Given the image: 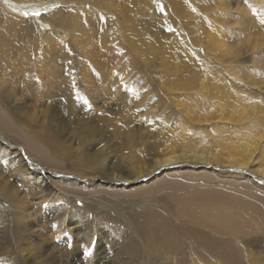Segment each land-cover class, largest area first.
Wrapping results in <instances>:
<instances>
[{
    "label": "bare ground",
    "instance_id": "bare-ground-1",
    "mask_svg": "<svg viewBox=\"0 0 264 264\" xmlns=\"http://www.w3.org/2000/svg\"><path fill=\"white\" fill-rule=\"evenodd\" d=\"M12 1L17 3V8L26 4L34 10L38 2L45 0ZM80 1L89 2V7L74 11L55 8L44 14L43 29L38 26L39 21L9 11L0 2V62L10 55L14 32L23 34L15 26L41 36L54 34L58 28H68L69 42H63L65 64H58L53 58L54 63L48 64L52 65L51 72L62 67L69 69L71 64L81 65L86 78L94 80L99 77L93 68L96 61L93 43L108 44L112 53L115 48L113 56L124 53L122 46H127L152 73L145 80L153 82L158 78L155 77L158 71L165 73V79L157 80L160 86L156 88L159 90L155 112L151 115H157V120L166 117L175 121L168 125L165 120L164 132L170 136L161 141L144 142L140 138L136 157L128 162L126 155L117 153L115 148L84 157L78 149L75 156L64 149L66 146L61 140L71 125L72 116L59 109L60 103L46 105L45 113L49 117L39 125L34 121L36 117L25 111V102L9 106L1 94L0 129L23 143L27 153L36 160L51 168L77 173L82 179L51 178L52 185H49L45 182L49 169L39 166L31 170L18 152L0 143V169H5V175L0 172V190L9 199L8 208L0 204V216L2 212L23 208L20 216L25 220L16 227L18 257L10 260L1 257L0 264H115L113 251L120 241L113 240L106 228L88 229L89 217L98 208L86 204L89 194L82 195V190L97 188L124 193L125 188L130 190L135 186L131 183L140 179L146 181L136 185L134 192L161 189L172 199V204L160 206L157 211L133 208V213L126 218L132 232L142 237L146 246L154 244L161 249L171 246V240L175 241V248L180 246L176 264H246L232 251L236 244H245L241 232L253 221L251 208L255 202L263 205L258 211L261 220L258 227L264 231V0H189V5L186 0H165L169 3L166 10L179 12L175 13L180 15L177 19L204 50H196L194 44L191 48L180 24L174 21L180 29L167 28L171 55L163 59L147 28L127 8L115 15L116 10H110L111 0ZM131 1L136 9L138 5L146 6L147 10L161 5L158 0ZM95 8L99 13H106L97 17ZM162 21L167 22L166 14ZM153 51L158 53L160 66L148 62ZM48 59L44 57L38 62L47 65ZM19 60L25 63L27 56ZM159 112L162 117V114L158 117ZM229 167L244 172L232 173ZM178 177L190 182L180 181ZM21 188L38 194L44 204L33 215L21 206ZM77 196L82 197L83 206L75 204ZM61 199L66 202L57 205L56 201ZM174 207L178 221L170 213ZM98 212L93 217L100 216ZM52 219H56L50 223L57 230L55 237L62 241L61 246L41 238L33 241L32 232H37V226ZM32 222L36 224L33 226ZM76 222L83 227L77 230L78 235L82 232L80 242L78 237L73 240L68 227H74ZM173 228L177 230L174 236ZM7 236L0 229V250L8 248ZM187 245L190 254H182Z\"/></svg>",
    "mask_w": 264,
    "mask_h": 264
},
{
    "label": "rangeland",
    "instance_id": "rangeland-1",
    "mask_svg": "<svg viewBox=\"0 0 264 264\" xmlns=\"http://www.w3.org/2000/svg\"><path fill=\"white\" fill-rule=\"evenodd\" d=\"M158 1L161 3L159 8L154 6L150 10H147L146 6L138 5L137 10L131 0H111L110 10H116L114 13L115 15H118L124 8H127L126 11H131V14L136 21L139 22L143 28H147L149 37L152 42L157 44V47L155 48L158 49L157 51L160 56H162V59L165 55H171L170 49L167 47L166 32L169 31L167 28L172 27L173 29H180L174 21L180 24L190 47L192 48V45L194 44L196 50L203 52V46L195 43L189 35L188 30L184 28L182 21L177 19L180 15H176L175 13L179 12L176 10H174L175 12H168L166 10L168 8L167 5L169 4L168 1ZM0 2L2 5L4 4L5 8L9 11H14V13L26 16V18L33 19L36 22L39 21L40 23L38 22V26L40 29L45 27L44 25L42 26V16L51 12L55 8L74 11L79 10L80 8L89 7V2L80 0L68 2H64L63 0H45L44 2H38L40 4L39 6L34 7V10L28 8L26 4L20 5L22 8H17V3L12 0H0ZM186 3L189 5L190 1L186 0ZM191 10L194 9L191 8ZM94 12L97 17L99 15L103 16L106 13L105 11L99 13L98 8H95ZM164 13L167 15V22L165 23L162 21L165 15ZM186 16L188 15H185V17ZM170 17L171 20L169 21ZM168 23L170 26H167ZM14 29L19 30L23 34L14 32V41L10 48V55L6 56V58L2 59L0 62V95L2 94L4 96V99L8 102L9 106H12L15 103L25 102V111L28 110L29 114H33L37 120L34 121L39 125L49 117L48 114L46 115L45 113L47 106L52 104L58 105L60 103L58 105L59 109L72 116L71 125L69 126V129L65 130V135L61 139L66 146L64 149H66L67 152L78 156V153L76 152L79 149L82 151L81 153L84 157L87 156V154L98 153L103 149L104 151H107L108 148L111 150L115 148L117 153L119 152V154L122 153L126 155L124 157H126V162H128L136 157V147L140 138H142V141L144 142H152L161 141L165 139V137L170 136L164 132V128H167L165 127V120L168 125H173L175 120L171 118L165 119L166 117L164 120H157V115H151L155 112L154 105L158 94L157 91L159 90L156 88H159L158 86H160V83L157 80H163L165 73L158 71L157 74H155V77L158 78L153 82L145 80V78L150 79L152 73L147 69L146 65L142 66V60L139 57L134 56L127 46H122V48H125L124 53L121 55L118 53L119 56H113L112 54L116 52H114V50H116L115 48L112 53L111 47L107 46L108 44L102 45L101 43L97 44V42L93 43L92 51L96 58V61L93 62V68H95L96 75L99 77L94 80L86 78V72L81 65L75 66L71 64L70 66L72 68L70 66L69 69L62 67L51 72L52 65L48 64L54 62H58V64L59 62H63L65 64V45H63V42L68 41V28H58V31H55L54 34L49 36L35 34L28 28L19 29L18 26H15ZM35 32H37L36 28ZM157 51H153L148 62H151L150 64L152 65L160 66V58L156 56V54H158ZM21 56H27V61L25 63H22V61L19 60ZM44 57H49L47 61L48 66L38 62ZM28 58L30 59L29 62ZM53 58L55 60L54 62ZM31 61H34V63ZM96 65L98 69L96 68ZM115 85L118 86L117 89L113 88ZM160 114L162 113L159 112L158 117ZM136 116L138 117L134 119ZM160 116L162 117L163 114ZM42 131H44V129H42ZM171 137L175 138V136ZM0 143L9 150L18 152L31 170L33 167L41 168L39 166L49 169L50 171L47 173L48 175L46 176L47 179L45 181L49 185H52L51 178L61 179L63 181L72 179L81 181L82 179L77 173L51 168L46 165V163L44 164V162L36 160L34 155L27 153L26 146L23 143L16 141L1 129ZM228 169L230 172L236 174L244 172L242 169L236 167H229ZM3 171H5V169L2 168V171L0 169V172L3 173ZM71 175H74V177L71 178ZM258 176L261 175L258 174ZM178 179L180 181L184 180V178L179 177ZM145 181L146 180L140 179L131 183L135 186L130 190L125 188L124 193L99 190L97 188L87 191L82 190V195L89 194L86 204L88 206L97 207L100 211L98 212V209H96L94 210L95 213H92L93 215H96L97 211L100 213V216L93 217V215H90V220L85 219L89 220L88 222L90 226L88 225V229L95 227H101L102 229L106 228V232L108 231L110 232H107L108 234H112L111 236L113 237V240L118 239L120 241L117 244L115 252L113 251L115 254V264H176V259L179 257L178 250L180 246L175 248V241L171 240V246L167 245L165 248L158 249V246L154 244H148L147 246L150 247L148 248L144 239L135 235L127 223L126 218L129 217L131 212L133 213V208L140 211L151 208L157 211L160 206H165L167 203L172 204V199L161 189H153L149 191V193H137L133 191L136 190V185L143 184ZM185 182L190 181L187 180ZM152 183L157 184L155 181ZM20 197H23V204L21 206L25 209L27 208V212H31V215L35 214L36 210L44 205L38 194L33 195L27 193L26 189H20ZM81 198V196H77L75 200L76 205L83 206L84 202ZM59 202L63 205L66 200L61 199L60 201H56V204L58 205ZM0 204L6 208L9 207V199L1 190ZM262 206V204L254 203L253 208H251L254 213L253 221H251V225L247 224L249 227H245L246 229L244 228L241 232V235L243 234L244 236L245 244H236L237 246L232 251L235 257H238L239 260L244 261V263L246 262V264L248 261H251L250 264H264V231H260L258 227L261 224V220L258 217V211L262 209ZM175 208L176 207L172 208L170 213H172L178 221L179 217L175 215L177 212ZM23 210L24 209L21 208L6 213L2 212L0 216V229L7 232L9 235L7 236L9 242L8 248L0 250L1 260L2 258L4 260H10L18 257L17 250L20 248L15 243L18 240L16 227H18L20 225L19 222L23 220L20 216V213ZM54 220L56 219H52L48 223L44 221L46 224L41 223L42 226H37L36 228L37 232L30 231L34 234L31 237L34 239L33 241L37 242L41 238L47 242L52 240L53 244H59V246H61L62 241H58V237H55L57 230H55L50 223ZM35 224L36 223L32 222L33 226ZM68 227L73 240L78 237L80 242L82 232L78 235L77 230L78 227L82 229V225L77 224L76 222L74 227ZM70 228H72L74 232ZM173 231L174 236L177 233L176 228H173ZM65 232H67V229ZM129 233H131L130 237ZM190 252L191 250L187 245L181 253L190 254ZM235 254H237V256Z\"/></svg>",
    "mask_w": 264,
    "mask_h": 264
},
{
    "label": "snow or ice",
    "instance_id": "snow-or-ice-1",
    "mask_svg": "<svg viewBox=\"0 0 264 264\" xmlns=\"http://www.w3.org/2000/svg\"><path fill=\"white\" fill-rule=\"evenodd\" d=\"M262 23H264V21H262Z\"/></svg>",
    "mask_w": 264,
    "mask_h": 264
}]
</instances>
